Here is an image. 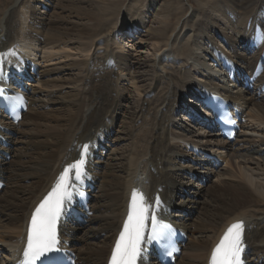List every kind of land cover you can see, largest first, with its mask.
<instances>
[{
  "label": "bare ground",
  "instance_id": "6f19581e",
  "mask_svg": "<svg viewBox=\"0 0 264 264\" xmlns=\"http://www.w3.org/2000/svg\"><path fill=\"white\" fill-rule=\"evenodd\" d=\"M122 1H87V7H82L85 0H60L55 4L62 11H77L75 19L86 22L81 24L61 17L46 22L47 15L34 7L32 0H0V52L12 48L25 55L34 66L58 61L55 66L49 65L50 69L44 70L43 67L37 75H32L36 84L27 85L29 111L23 115L21 123L18 126H13L10 121L0 123L6 130L23 137L17 140L6 134L4 138L10 143V148L0 146V175L6 186L0 193V264H12L20 255L21 241L25 237L32 209L51 188L63 166L79 159L78 146L89 141L93 148L96 142L99 147L103 146V137H111L115 121L120 119L122 130L116 134L115 141L129 142L126 155L113 160L117 164L108 160L104 163L103 151H98L99 154L93 151L99 156L94 161L89 159V170L97 184L89 204L93 215L87 219L85 227L70 224L62 227L64 239L71 244L72 251L78 253L77 264H107L125 217L129 195L138 186H142L151 197L158 193L164 202L161 214L192 239L183 247L189 261L180 264H207L211 250L224 230L238 220L246 222L245 243L250 250L248 264H264V96L260 99L256 92L250 95L249 89L243 87H236L235 95H230L224 84L228 78H224L223 69L216 66L219 62L212 68L208 63L199 62V56L191 57L189 50V57L194 59L189 64V72L186 67L184 73L189 78L185 77L177 67L178 50L172 52L168 49L175 35L173 32L184 17L175 12L172 19L173 0H164L159 9L152 8L153 23L157 27L148 28L146 38L140 40L149 41L155 48L151 55L142 57L137 52L126 55L123 51L126 52L128 44L122 41L125 32L142 29L143 22L128 28L125 20L134 18L135 14L129 9L131 13L128 16L118 18ZM200 1L213 16H221L227 30L242 34L240 38L225 35L228 46L232 50L234 48L235 60L232 61L238 69L254 72L261 52L249 57L241 56L236 46L245 45L254 37L250 26L261 27L264 34V0ZM215 22L212 25H216ZM203 29L210 33L211 26L203 23ZM195 32H199L198 27ZM116 33L121 36L123 33V36L118 38ZM195 46L198 52L207 50L210 61L212 58L216 60L218 51L215 47H210V53L199 41ZM70 51L75 54L70 55ZM115 51L119 52L116 54ZM97 53H100V58L95 56ZM70 58L76 60L65 61ZM245 61L248 62L246 65ZM194 68L199 71L196 72L199 77H191L190 70ZM65 72L74 74H70L71 79L65 80L60 75ZM51 75L56 78H49ZM114 79L118 91H114ZM259 81L262 83L258 89H261L264 78L261 76L255 84ZM203 88L219 92L248 111V120L239 132L236 144L222 143L219 134L212 131L213 135L208 134V141L202 138V144L223 146L218 159L228 167L226 170L220 168L221 171L217 169V179L223 180H218L207 190L191 179L198 177L203 182L200 178L202 174L197 173L194 165L203 167L209 164L208 159L203 154H190L189 145L186 147L182 141L191 139V142H196L198 137L192 136L191 131L174 118V113L180 109L189 106L196 109L193 102L185 105L186 96L200 99L197 90ZM40 96L50 99L40 100ZM36 104L39 105L35 108ZM44 105L52 106V112H57L58 116L52 112L43 115L39 110ZM91 107L93 109L88 112ZM195 113L197 115L193 117L196 118L198 111ZM47 117L60 122V125H42L39 121ZM27 119L34 127L31 134L18 130ZM237 146L240 148L236 149ZM2 152L11 153L12 160L7 162ZM183 160H189L191 172L188 171V174L180 165ZM205 175L202 177L207 179ZM187 178L189 181L185 183L183 180ZM25 181H31L30 185L21 184ZM177 194L184 197L179 204H175ZM2 199L6 201L4 206L1 205ZM101 210L104 213H100ZM107 212L109 215L105 214ZM195 213L199 215V222L189 223L190 216ZM102 233L108 236L98 240L102 246L95 247L100 249L95 251L91 242L100 239ZM206 233V237L195 239V236ZM75 241L87 245L86 248L78 249ZM176 264H179L178 260Z\"/></svg>",
  "mask_w": 264,
  "mask_h": 264
},
{
  "label": "rangeland",
  "instance_id": "374dc122",
  "mask_svg": "<svg viewBox=\"0 0 264 264\" xmlns=\"http://www.w3.org/2000/svg\"><path fill=\"white\" fill-rule=\"evenodd\" d=\"M34 1H36V2H34ZM34 1L32 0L31 4L34 7H36L38 10L42 11L43 12L42 14H46L47 15L46 16L47 19L45 20L46 22H47V20H57L58 17H61L64 20L69 21V22H74V23L79 22L81 24L82 23H86L84 20L75 19L78 16V14H77L78 12L77 11H76L77 13L75 11H71V9L70 10L68 9L66 11H62L61 8H57L55 4L59 3L60 0H50V2L46 1V0H34ZM77 1H79V0H77ZM85 1L86 2H84V4H82V7H87L86 6L87 5V1H89V2L90 1L91 2H94V1L102 2L104 0H85ZM163 1L164 0H138L137 2H135V0H123L122 1L121 9H120V11L118 13V18L120 16H124V15L128 16L131 12L134 13L135 14L134 18H129V17L127 19L125 18L126 19L125 20V24H126V26L128 28H130L134 23L137 24V23L143 22L142 29H139V30L137 29L138 31L137 30H133V32H134L133 35H129V31L125 32V36L122 35L123 36L122 41L125 43V45L128 44V46H127L128 48H126L127 49L126 52H125V50L123 51L126 55H129L128 53L133 54L134 52H137V54L141 53L140 56L145 57L146 55L147 56L151 55V53L154 51L155 48L153 46H151V43L149 41L148 42H140V40L143 39V38L144 39L146 38L148 28H150V27L152 28V26H153V28L157 27L153 23V21L155 22V18H154L153 14H152V8L156 7V9H159V6H161ZM173 2L174 3H173L172 8L174 7V9H173V17H172V19L175 18V16H174L175 12L176 13L180 12L182 15H184V17H183V20H181L180 23L178 24V28L177 27L175 28L176 30H174V32H173L175 35L171 39L172 43L170 41L171 44L169 45L168 49L170 51H172V52L173 51L176 52V50H178L177 51V56H179L178 57L179 64L177 65V67L183 74L185 73L186 67H187V72H189V69H191L189 64L193 61L194 58L191 59V57H193V56L194 57L199 56L200 57V59L198 58L199 62L208 63V65H210V67L213 68V63L210 61V57L207 55L208 51L207 50L205 52L204 51H200V52L197 51L198 49L195 46V43L197 41H199L200 44L203 47H205V49L207 48V49L210 50V47L212 48V46H213V47L216 48V50L219 53L228 56L233 61L235 60L234 53H233L234 52V48L232 50V48H230L228 46V43H227L228 39L226 40V36L225 35H227V37L229 35V37H235L236 36V37L240 38V37H242V34H240V35L235 34V32H233L232 30H229V28L227 30V26L224 23V21L221 18V16L220 17L216 16V15L213 16L211 11L208 10L207 6L201 4L200 0H173ZM218 3L219 2L216 1V4H218ZM129 9L130 10L132 9L131 12L128 11ZM188 20H190L191 22L188 23ZM213 20H217V22H215ZM214 22H215L216 25H212V23H214ZM203 23H206L207 25L211 26L210 33L207 32V31H204ZM183 26H184V28H183ZM197 27L199 28V32L198 33L195 32ZM133 29H135V28H133ZM176 31H178V32H176ZM222 34H224V35H222ZM116 35H117V33H116ZM122 36L120 35L119 37H122ZM176 36H178V37H176ZM183 37H185V39L181 40ZM243 46H245V45H239V46L237 45L236 46V51H238L237 53L239 55L241 54V56L247 55L246 52L244 51V49H242ZM114 47L115 46H113V50H114ZM131 47H133V48H131ZM162 50H164V48ZM188 50H189V53H191V57H189L190 54L188 53ZM180 51H181V54L179 53ZM118 52L119 51H115L114 53L117 54ZM70 53H72V54H70L72 56L75 54L74 52H71V51H70ZM210 53H211V50H210ZM92 54H93V52H92ZM98 54H100V53H97V55H95V56L97 58H100L101 56L98 55ZM201 56H203V57H201ZM249 56H252V55H249ZM185 59H187V61H185ZM73 60H76V58L66 59L65 61L66 62H68V61L71 62ZM243 61H244V59H243ZM243 61H241V62H243ZM247 61H245L244 65H246V63H248ZM56 63H58V61H53V62H51V63H49L47 65H40L38 67V70L39 71L42 70L43 67H44V70H46V69L48 70V69L51 68V66H55L54 64H56ZM49 65H51L50 68H49ZM190 72H191V77H193V76L199 77V74L196 73V72H199V71H197L196 68H194L192 71L190 70ZM223 73H224L223 77L227 78V73H225L224 71H223ZM70 74H74V73L73 72L72 73L65 72V73L60 74V75L65 80H67V79H71L72 78L71 77L72 75H70ZM184 75H185L186 78H189L188 75L187 76H186V74H184ZM49 78H51V79L54 78L55 79L56 76L55 75H51V76H49ZM263 78H264V75L262 76V79ZM227 81L228 80L226 79V81H224V84H225V87H227L226 91L230 95L233 94V92L235 91L236 87H238V88L242 87L241 86L242 84L237 85V86H234V85L231 86V84H234V83H228ZM155 82L156 81H154L153 84H155ZM260 83H262V82L259 81L257 84H255L253 86L252 90H249L250 95L251 94L253 95L256 92V94L258 95L259 98L264 96V92L260 93V92H258V89H254V88H258ZM164 85H165V83H164ZM113 86H114V91H118L119 90V87L117 86L116 79L113 80ZM179 86L182 89H184V91L186 90L182 85H179ZM171 87H172V85L170 86V88ZM87 90H89V89H87ZM176 90H177V88H175V91ZM55 91H57V90H55ZM181 91H183V90H181ZM234 95L235 94H233L232 96H234ZM39 98H40V100H46V101L50 99V97H46V99H45V98H43L41 96ZM191 98L192 99H190V98H188V96H186L185 105L187 106V104H189V103L191 104L193 102L195 104V108H196V109H193V110L195 112L198 111L199 113L202 112L201 108H199V107H201L200 104L195 101V98L193 96ZM167 104H168V102H166V105ZM38 105L39 104H36L35 108L38 107ZM166 105H165V107H166ZM54 109H57V108H54ZM92 109L93 108L91 107L88 110V112H90ZM187 109H183V110L180 109L179 111H176L174 113V118L177 119V121L180 123V125L186 126L187 129H189V131H191L192 136H194L195 138L198 137L196 139L197 140L196 142H191V139L190 140H182L184 142V144L186 145V147L189 145V147H188L189 151L188 152L194 156V152L191 151L190 148L193 147V148L196 149V148L199 147V150L202 151L203 153L209 154V155L213 156L215 159H218L219 158L218 154L221 153L220 150H222L223 146H220V145H216L215 146V145L209 144V143H205V144L201 143L204 140L202 138H207V140H205V142H206V141H208V138H209L208 134L211 133V135H213V133L205 125H203L198 119L194 120V119L190 118L189 114L191 113V110H187ZM39 111H41L43 113V115H45L47 112H52V106H49V105L45 106L44 105V106H42V108ZM243 111H244L245 116H247L246 113L248 111L246 110V108H243ZM52 113H55V116H58L56 114L57 112H52ZM121 121H122V119H120L119 121L117 120V122L115 121L114 131L112 132L111 137H109V138H104L103 137V146L104 147H103V150H102L103 151L102 152V156H103L104 159L102 160V162H104V163L105 162L107 163V160H108L109 163L117 164V162L113 161V160L119 159V158H122V156H125L126 155V151H128V149H129V146H128L129 142H123V141H119L118 142V141H115L116 134L119 131L122 130V124L120 123ZM29 122H31V121L28 120V119L24 120L23 121V125H21L18 130L21 131V132H24L26 134L27 133L31 134L32 130L34 129V127H32L31 123H29ZM39 122H41L42 125L52 126V127L60 125V122L57 123L54 120L48 119V117L44 118L43 120H40ZM50 122L53 123V124H51ZM136 124L137 123H135V125ZM134 126L132 124L133 129H134ZM44 129L45 128H43L41 130H44ZM13 134H14V136H13ZM11 135H12V137H14L17 140L18 139L22 140V138H23L21 135L16 134V132H13ZM23 140H25V139H23ZM212 147L213 148H217V149L213 150ZM239 148H240L239 146L236 147V149H239ZM242 154H244V153H242ZM8 155H9L8 156L9 158H7L6 161L10 162L12 160V155H11V153H8ZM208 161H209V164L203 165V167H198L197 165H194L197 168V170H198L197 173L199 175L202 174V176H203V175L207 174V175H205L207 177V179L205 177H202V176H200V178H202L203 182H200V179H198V177H194L193 179H191L196 185L198 184L204 190H207L210 186L213 187L215 184L218 183V180L222 181L223 178L217 179V173L220 170V168H221V170L224 169V168L226 170L228 168L226 166V164L223 163V162H221V164L219 166H217L218 168H216L214 160H208ZM188 164H189V160H187L186 162L184 160L182 162H180V165H181L182 169H184V171H186L187 174L189 172H191L190 171L191 168L188 166ZM217 169H219V170H217ZM205 179H206V182H205ZM183 181L186 183V182L189 181V179L187 178V180L184 179ZM30 183H31V181H25L24 183H21V184L24 185V186H29ZM5 193H6V189L3 192V195ZM183 193H186L184 189H183ZM99 195H101V193ZM181 198H184V197H182L181 194H177L175 196V204H179V201L181 200ZM206 198L208 200L210 199L209 196L206 197ZM3 204H6V201L2 199L1 205H3ZM100 213H104L103 210H101ZM97 214H94V215H97ZM105 214L109 215V212H107ZM190 217H191V221L189 223H193L195 221L197 223L199 222V220H197L199 218L198 213H195L194 215H192ZM95 226L96 225H91V227H95ZM83 227H85V226H83ZM207 235H208V233H206L204 235L200 234L199 236L198 235L195 236V239H197L199 237H202V236L206 237ZM76 236L77 235L75 234L74 239L76 238ZM107 236L108 235H106V233H102L100 239H97V240L91 242V243L94 244L92 246V248L95 249V251L96 250L97 251L100 250V249L95 248V247L101 248L102 245L99 243V241L104 240V238H107ZM190 239L191 238L188 237V242L187 243H191L192 239L191 240ZM75 243H76V241H75ZM74 245L78 249H82V250H84L86 248V246H87V245L82 244V243H76ZM75 254H78V253L75 252ZM188 261H189V258H187L186 254H185V252L183 250L181 258L178 259V263L179 264H180V262L181 263H187ZM86 264H89V263L86 262Z\"/></svg>",
  "mask_w": 264,
  "mask_h": 264
},
{
  "label": "snow or ice",
  "instance_id": "6c2138e0",
  "mask_svg": "<svg viewBox=\"0 0 264 264\" xmlns=\"http://www.w3.org/2000/svg\"><path fill=\"white\" fill-rule=\"evenodd\" d=\"M16 55L15 50L0 52V79H3L4 70L11 62L9 58ZM5 92V89L0 88V98L10 102L13 107L23 103L21 96L5 95ZM89 150L90 145L82 146L80 159L69 164L63 170L55 187L35 209L28 229L27 243L21 264H37L42 257L52 252H60V241L56 228L57 220L73 199L76 191L73 179L82 184L87 178L85 165ZM160 204L159 197H157L155 208H158ZM244 227V221L238 220L227 228L224 236L213 250L210 264H243ZM165 229H170V226L157 218L153 204L147 201L141 190L133 189L129 214L113 250L112 264H137L138 259L144 254L143 244L146 232L148 239L164 245L169 244L171 233L170 231L165 232ZM167 255L171 256L172 252L168 251Z\"/></svg>",
  "mask_w": 264,
  "mask_h": 264
}]
</instances>
